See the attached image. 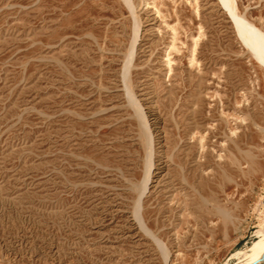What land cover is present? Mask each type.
Returning <instances> with one entry per match:
<instances>
[{"label": "rangeland", "instance_id": "obj_1", "mask_svg": "<svg viewBox=\"0 0 264 264\" xmlns=\"http://www.w3.org/2000/svg\"><path fill=\"white\" fill-rule=\"evenodd\" d=\"M219 1L0 0V264H238L263 238L264 67ZM234 4L264 35V0Z\"/></svg>", "mask_w": 264, "mask_h": 264}, {"label": "bare ground", "instance_id": "obj_2", "mask_svg": "<svg viewBox=\"0 0 264 264\" xmlns=\"http://www.w3.org/2000/svg\"><path fill=\"white\" fill-rule=\"evenodd\" d=\"M220 1L222 2L224 10H226L228 12L230 18L232 19L238 37L243 42V44L247 47V49L250 51V53H252V55L256 58V60H258L260 62V64L264 67V35L257 28L251 27L242 16L237 14L235 4H234V0H220ZM124 2H126L131 9L130 0H124ZM136 30L137 29L135 26V31ZM136 33L137 32H134V34H133V41L132 42H134ZM132 45L134 46V44L133 43L131 44V48L133 47ZM131 50L133 52V49H131ZM132 52L130 54H132ZM130 54L128 53V55H129L128 58L130 56H132ZM124 64H125V68H127L131 65V64H129L128 60ZM124 73L126 74V72H124ZM126 89H127V93H128L127 95L129 98V103L133 107L136 117L140 120L141 127H142V130L144 132V137L146 140L148 156L150 157V155L152 153L151 152V140H150L149 135L146 134L147 127L144 124V122L141 120V114L142 113L138 109L136 101L130 95L131 93L128 89V85L126 86ZM150 165H151V160L149 158L146 160V165H145V170H144V178H143L141 184L139 183L141 191L146 186V182H147V179L149 177ZM140 209H141V203H140V199H138L135 203V210H134L135 213L134 214H135V217L139 220L140 225L142 227H144V223L142 221L143 219H142V215H141L142 213L140 212ZM257 233H263V230H258ZM261 257H264V236L259 242H257L251 248H249V251L238 252V264H255L257 262V260Z\"/></svg>", "mask_w": 264, "mask_h": 264}]
</instances>
